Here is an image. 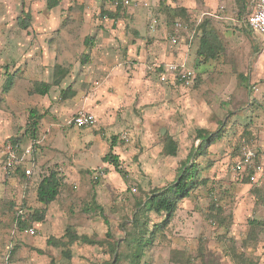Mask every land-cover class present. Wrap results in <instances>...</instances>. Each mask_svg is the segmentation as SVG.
Segmentation results:
<instances>
[{"label": "rangeland", "instance_id": "1", "mask_svg": "<svg viewBox=\"0 0 264 264\" xmlns=\"http://www.w3.org/2000/svg\"><path fill=\"white\" fill-rule=\"evenodd\" d=\"M116 1L60 0L49 9L46 0H0V264H264V185L247 184L232 168L244 141L264 147V40L245 25L250 0L244 12L235 0H130L115 22L103 12L114 11ZM136 10L147 29L140 47L157 42L174 50L181 43L194 83H162L157 65L164 62L150 63L147 102L139 99L143 92L135 98L125 90L118 127L99 118L88 135L70 122L66 130L40 128L33 137L31 109L50 113L47 105L59 102L62 87L93 88L95 77L89 83L80 77H90L98 33L110 41L108 56L126 77L134 75ZM28 13L31 22L23 28L19 21ZM177 21L183 26L173 42ZM204 34L214 50L208 60L197 55ZM56 64L69 71L64 81L48 95L33 93L36 82L52 81ZM8 75L13 85L5 91ZM125 132L128 139L121 138ZM200 133L222 135L201 150ZM13 139L21 145L20 172L4 167L3 149ZM171 139L176 155L167 149ZM191 152L198 163L195 187L154 244L135 247L129 239L138 228L137 204L176 181ZM106 154L118 156L122 173L103 162ZM26 168L34 174L23 176ZM51 170L63 185L42 215L37 186ZM148 218L152 226L164 215ZM69 231L96 243L70 242Z\"/></svg>", "mask_w": 264, "mask_h": 264}, {"label": "trees", "instance_id": "2", "mask_svg": "<svg viewBox=\"0 0 264 264\" xmlns=\"http://www.w3.org/2000/svg\"><path fill=\"white\" fill-rule=\"evenodd\" d=\"M240 7V10L244 12L246 8V0H235ZM60 0H46L47 8L52 9L56 7L59 4ZM123 9V4L120 3L116 7V11H104L103 14L107 15L110 18L118 19L119 18V10ZM181 12L185 13V9H180ZM31 22V16L28 13L27 17L22 18L19 23L23 28H28L29 24ZM207 35L204 34L201 37V45L198 48L197 55L201 60H208L210 58L214 57V50L211 46H208L207 43ZM89 38L87 37L85 39L86 42H88ZM204 58V59H203ZM163 67L161 66L159 70H162ZM69 74L68 69L62 67L60 64L55 65V70L53 73V78L51 82L47 81H39L36 82L34 85V88L32 90L35 94L40 95H47L52 86H58L61 84V82L67 77ZM13 85V77L11 75L7 76L6 84H5V91H9ZM75 95V91L68 86L67 88L61 90V97L62 98H69ZM42 114H40L36 109L30 110L29 115V122H28V128L27 131L35 137L38 132V126H39V120L42 118ZM221 133H218L214 136L212 134H203L200 133L201 138V150L207 146V144L213 143L216 138L221 137ZM112 143L110 149H113L116 145L117 137L113 136ZM12 141H18V139H13ZM241 147V146H240ZM167 149L169 150L170 154L176 155L177 150V144L173 139L170 140L169 144L167 145ZM240 150V149H239ZM239 153V152H238ZM194 156V153L191 152L188 159L182 163V166L180 168L179 175L173 183L162 187L160 189H155L151 194H149L145 200L140 201L137 204V210L135 211L134 216V223L135 231L131 233L129 242L134 244L135 247L138 246H151L154 244L156 239V234L158 230L164 229L167 227L170 222L172 221V218L174 217V214L176 212V209L178 207V203L183 199L190 195L191 190L195 187L196 180L198 177V163L196 161H192V158ZM103 162L106 164H112L116 171L122 173V169L119 164L118 156L115 154H106L103 156ZM22 166H19L17 168V171H21L20 169ZM22 175L27 176L22 170ZM246 182H249L248 178H246ZM63 185L62 182V176L59 175L58 171L51 170L48 174L44 175L41 180L38 183L37 186V198L40 203L45 205V209L42 211V215L46 211V208L48 205H50L52 202H54L61 190V187ZM92 204L95 207H99V205L96 202L95 196H93V202ZM100 210H102L100 208ZM155 213L158 215H164L163 220L160 223L150 225L149 224V214ZM42 215L36 216L37 219H40ZM20 218V217H19ZM19 224L21 226L26 225L25 219H18ZM253 223H257L259 221H252ZM263 224L264 222H260ZM70 236V242L74 241H81L88 244H95L96 241L93 240L88 235H73L71 231H69ZM54 240V239H53ZM52 239L48 240V243L51 244L53 242ZM115 249V248H113ZM69 255V254H68Z\"/></svg>", "mask_w": 264, "mask_h": 264}, {"label": "crops", "instance_id": "3", "mask_svg": "<svg viewBox=\"0 0 264 264\" xmlns=\"http://www.w3.org/2000/svg\"><path fill=\"white\" fill-rule=\"evenodd\" d=\"M251 8H252V0H250ZM116 11V8L115 10ZM246 17V16H245ZM143 15L140 10L135 11V70L134 75L129 78L124 74V70L121 68V65H117V61L113 60L112 57L108 56L109 54V44L110 41L108 38H104L103 33H98V43H100L97 47L93 48L94 60L93 63L88 64V69L90 73V77L87 72H84V76L80 77V80L83 79L86 83L92 80V77H95L96 81L94 82L93 88L89 90L82 91L78 84L74 83L72 86L75 91V95L69 98H62L59 96V102L54 106L49 104L47 108H49L50 113L46 114L40 112L42 114V118L39 120L38 129L42 128L43 130H51V131H60L66 130L69 128L68 124L70 123L71 115L75 114L81 109L89 110L97 115L98 118H102L104 124H111L113 127H118L120 124L119 116H118V107H120V103L123 101V97L125 96V90H128L135 98L138 93L143 92L141 96H139L140 101L144 100L147 102V98L144 93L148 90V78L146 77V68L147 65L153 62H159L162 60V63L157 65V75L160 80V73L163 70H159V68L165 67L168 63L177 62V63H187L186 55L183 52V45L180 43L174 50L166 49L165 44H158L157 42L152 43L151 45H145L140 47V44L144 42L143 37L146 35V26L145 21H142ZM112 19V18H111ZM115 22L122 21L121 18L114 19ZM123 23V22H121ZM248 27V26H246ZM249 28V27H248ZM252 30V29H251ZM118 31V30H114ZM254 35L262 38L260 35L255 33ZM120 33V32H118ZM156 34V33H155ZM112 46V45H111ZM130 46V55L134 52V47ZM179 52V53H178ZM176 53V54H175ZM177 55V56H176ZM172 58H175L173 61H170ZM87 66V65H86ZM93 73V74H92ZM129 75V74H128ZM76 78V76H75ZM78 80V81H80ZM47 81V80H46ZM64 81V80H63ZM62 81V82H63ZM75 80L73 79V82ZM161 81V80H160ZM50 82V81H47ZM61 82V83H62ZM162 82V81H161ZM172 81V75L170 76L169 83ZM69 83V81L64 84ZM177 83V82H175ZM71 84V83H69ZM125 85V86H124ZM64 86V85H63ZM62 88H67L62 87ZM113 91V93H112ZM49 94V93H48ZM47 94V95H48ZM61 94V93H60ZM136 95V96H135ZM136 100V99H135ZM118 104V105H117ZM145 106L144 103H141ZM147 112V111H145ZM49 115V120L46 118ZM49 121V122H48ZM75 131L82 132V135L89 133L86 128L77 127L75 125L72 126ZM86 129V130H85ZM69 131V130H68ZM91 139L89 140V142ZM50 158V157H49ZM246 182V181H245ZM250 184V182H246ZM258 186L264 185V174L261 177L260 181L257 183Z\"/></svg>", "mask_w": 264, "mask_h": 264}, {"label": "built area", "instance_id": "4", "mask_svg": "<svg viewBox=\"0 0 264 264\" xmlns=\"http://www.w3.org/2000/svg\"><path fill=\"white\" fill-rule=\"evenodd\" d=\"M120 3L127 5L130 3V0H118L114 3L115 7ZM244 22L246 26L264 38V0H252V11L244 18ZM182 26L183 23L181 21L175 23V27L170 35L173 42L176 41L178 31ZM171 75L174 83L177 82L182 85H192L196 79L195 70L186 66L185 63H168L160 73V80L168 82ZM70 122L77 127L96 128L99 124V118L95 113L81 109L73 115ZM121 138L128 139V133L121 134ZM20 146L19 141H11L3 149L4 167L9 172H16L17 168L23 164V157L19 155ZM27 152H29V149H27ZM232 168L236 175L242 178L246 177L250 183L257 184L264 174V147L252 141H244ZM23 170L27 176L34 174L31 168ZM34 232L32 229L31 233L33 234Z\"/></svg>", "mask_w": 264, "mask_h": 264}, {"label": "water", "instance_id": "5", "mask_svg": "<svg viewBox=\"0 0 264 264\" xmlns=\"http://www.w3.org/2000/svg\"><path fill=\"white\" fill-rule=\"evenodd\" d=\"M165 132V129H162L161 133H164Z\"/></svg>", "mask_w": 264, "mask_h": 264}]
</instances>
